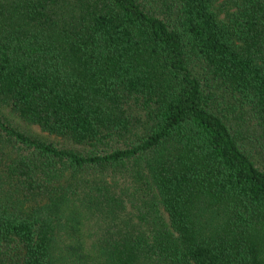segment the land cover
<instances>
[{
	"label": "trees",
	"instance_id": "obj_1",
	"mask_svg": "<svg viewBox=\"0 0 264 264\" xmlns=\"http://www.w3.org/2000/svg\"><path fill=\"white\" fill-rule=\"evenodd\" d=\"M0 264H264V0H0Z\"/></svg>",
	"mask_w": 264,
	"mask_h": 264
},
{
	"label": "rangeland",
	"instance_id": "obj_2",
	"mask_svg": "<svg viewBox=\"0 0 264 264\" xmlns=\"http://www.w3.org/2000/svg\"><path fill=\"white\" fill-rule=\"evenodd\" d=\"M30 131L33 132V133H37V134H40V135H43V136H46V137H49V138H53V136L49 135L48 133L44 132L43 130H41L39 127L37 126H31L30 128Z\"/></svg>",
	"mask_w": 264,
	"mask_h": 264
}]
</instances>
